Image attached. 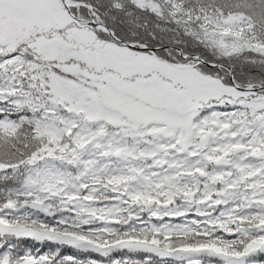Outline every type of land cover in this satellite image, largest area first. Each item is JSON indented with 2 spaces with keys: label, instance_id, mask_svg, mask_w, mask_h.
I'll return each mask as SVG.
<instances>
[{
  "label": "snow or ice",
  "instance_id": "1",
  "mask_svg": "<svg viewBox=\"0 0 264 264\" xmlns=\"http://www.w3.org/2000/svg\"><path fill=\"white\" fill-rule=\"evenodd\" d=\"M0 264H264V0H0Z\"/></svg>",
  "mask_w": 264,
  "mask_h": 264
}]
</instances>
